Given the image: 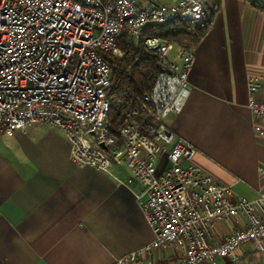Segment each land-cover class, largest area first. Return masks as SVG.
I'll use <instances>...</instances> for the list:
<instances>
[{
    "label": "built area",
    "instance_id": "2783aa9c",
    "mask_svg": "<svg viewBox=\"0 0 264 264\" xmlns=\"http://www.w3.org/2000/svg\"><path fill=\"white\" fill-rule=\"evenodd\" d=\"M204 2L0 0V133L12 135L34 122L58 126L74 162L107 172L124 164L131 172L127 182L142 184L138 198L153 239L113 264H159L156 253L171 264H235L238 249L264 252V188L253 199L236 197L231 184L193 161L197 148L168 124L190 93L191 48L147 36L146 46L161 61L153 86L118 130L108 118L119 99L108 92V57L123 55L121 33L138 39L151 23L200 20ZM247 94L248 108L264 118V76L248 75ZM253 128L264 139V123L255 121ZM218 222L234 228L217 238L212 226Z\"/></svg>",
    "mask_w": 264,
    "mask_h": 264
},
{
    "label": "crops",
    "instance_id": "0c3cea01",
    "mask_svg": "<svg viewBox=\"0 0 264 264\" xmlns=\"http://www.w3.org/2000/svg\"><path fill=\"white\" fill-rule=\"evenodd\" d=\"M174 0H140L143 5ZM175 46L170 57L175 55ZM191 49L190 93L168 124L191 142L193 161L236 197L264 188V139L253 128L247 77L264 76V12L245 0H220L210 31ZM163 161L166 162L165 156ZM124 164L103 171L71 159L63 130L34 122L0 133V264H113L153 239ZM232 231L233 223H215ZM235 264H257L264 252L236 250ZM159 264H171L155 254Z\"/></svg>",
    "mask_w": 264,
    "mask_h": 264
},
{
    "label": "trees",
    "instance_id": "16d2710c",
    "mask_svg": "<svg viewBox=\"0 0 264 264\" xmlns=\"http://www.w3.org/2000/svg\"><path fill=\"white\" fill-rule=\"evenodd\" d=\"M245 1L264 12V0ZM219 4L220 0H205V13L200 20L173 18L162 23L148 24L138 39L130 37L126 32L121 33L118 44L123 55L108 57L112 66L108 92L119 96L118 101L111 104L108 115L113 130L121 127L127 111L137 105V98L151 90L160 69L159 56L146 46L145 38L159 35L176 45L194 47L210 31Z\"/></svg>",
    "mask_w": 264,
    "mask_h": 264
},
{
    "label": "rangeland",
    "instance_id": "374dc122",
    "mask_svg": "<svg viewBox=\"0 0 264 264\" xmlns=\"http://www.w3.org/2000/svg\"><path fill=\"white\" fill-rule=\"evenodd\" d=\"M140 5L143 6V3L141 2ZM59 128H60V127H59ZM60 129H61V128H60ZM61 130H62V129H61ZM212 227L214 228V231H215L216 233H217V232H220V231H223V228H224V227L220 228L219 226H215V224H213Z\"/></svg>",
    "mask_w": 264,
    "mask_h": 264
}]
</instances>
